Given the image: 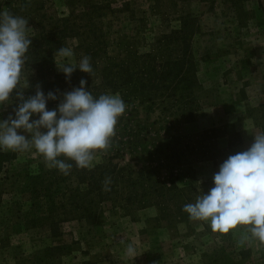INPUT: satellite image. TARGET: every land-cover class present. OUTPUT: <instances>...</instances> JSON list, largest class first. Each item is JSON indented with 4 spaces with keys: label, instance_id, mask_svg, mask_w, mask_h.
I'll return each instance as SVG.
<instances>
[{
    "label": "rangeland",
    "instance_id": "rangeland-1",
    "mask_svg": "<svg viewBox=\"0 0 264 264\" xmlns=\"http://www.w3.org/2000/svg\"><path fill=\"white\" fill-rule=\"evenodd\" d=\"M25 1L34 20L24 16ZM85 1L88 0H0V12L8 10L26 19L27 35L32 37L54 29L51 20L80 12ZM98 1L117 7L126 0ZM128 1L146 11L142 13L144 21L140 14L131 21L126 13L114 16L109 12L95 19L104 21L103 29L119 31L111 32L110 37L135 35L140 52L149 48L154 36L177 28L179 16L196 17L199 30L190 43L194 82L188 94L193 120L184 121L169 101L140 103L128 99L110 147L96 152L93 164L110 156L119 166L138 169L142 164L154 167L162 160L160 178L167 180L172 175L175 184L180 183L177 186L185 190L171 201L165 199L161 218L155 206L137 210L132 220L120 211L105 212L104 218L93 223L60 221L56 234L49 226L25 222L33 218L34 210L31 199L17 187L24 181L25 171L36 172L43 157L34 147L25 151L0 149L9 153L0 168V264H264V245L244 239L250 236L248 226L240 225L221 234L212 231L210 222L191 221L188 214L185 220L170 217L176 200L186 214L183 204L194 203L197 196L214 186L213 175L220 164L229 155L246 150L254 136L264 132V0H244L240 16L234 15L225 0H160L156 13L148 10V0ZM60 41L51 54L47 55V46L41 49L43 81L54 82L58 95L79 87L81 79L87 81V88L98 84L97 73H84L78 68L68 81L56 62L69 61L56 57L55 62L54 53L60 47L71 48V62L77 66L86 55L75 48L78 37H62ZM25 63L20 87L27 98L34 95L41 78L37 77L36 68ZM18 103L14 92L0 105V120L14 115ZM58 103L56 100L48 110L57 108ZM37 118L34 114L33 119ZM159 149L171 152L173 158L166 160L165 155L158 154ZM172 164L175 165L170 168ZM70 183L75 185L74 181ZM188 185L191 189L186 191ZM129 243L135 246L134 257L125 254ZM51 246L58 249L48 258L46 250Z\"/></svg>",
    "mask_w": 264,
    "mask_h": 264
},
{
    "label": "trees",
    "instance_id": "trees-1",
    "mask_svg": "<svg viewBox=\"0 0 264 264\" xmlns=\"http://www.w3.org/2000/svg\"><path fill=\"white\" fill-rule=\"evenodd\" d=\"M243 1L225 0L236 16H240L242 12ZM159 5L160 0H148V10L153 13L159 11ZM81 8L80 12L72 11L68 18L59 19L60 22L51 20L50 24L55 28L49 33L43 34L40 31L32 37L28 36L32 44L26 53L25 64L29 66L30 63V66L36 68L37 77L41 78L37 86L41 87L45 95L49 91L56 92V86L54 82L42 79L41 49L43 51L47 46V55L51 54L60 46L59 39L75 36L79 40L75 48L81 49L91 58L92 73H97L100 78L98 84L87 88L94 98H99L102 94L117 93L123 101L134 99L140 103H152L158 99L161 104L169 101L172 108H177V115L184 121H192L193 109L190 107L188 94L194 82L190 43L192 36L199 30L196 17L193 14L179 16L177 28L154 36L148 43L149 48L140 52L135 45V35L128 38L125 35L110 37L111 32L119 31L103 29L104 21L95 18L105 17L106 12L114 16L126 13L125 16L131 21L138 14L141 15L140 20L144 21L142 13L145 14V10L137 9L128 0L119 2L117 7H112L108 1L88 0ZM22 9L24 16L34 20L31 13H28L27 1ZM34 10L35 7L31 8L32 12ZM36 24H39V21ZM40 40L45 41V44ZM35 92L36 90L33 91L34 94ZM53 103L55 101L49 100L47 107ZM163 152L159 149L158 154L165 155L166 160L173 158L171 152ZM8 154L0 152V168L1 161L6 159ZM59 158L72 163L73 167L68 175L56 168H47L43 161L38 165L36 172L25 171L24 181L17 186L21 193L27 194L31 199V207L34 210L33 218L26 219L25 222L49 226V230L56 234L60 221L76 219L93 223L104 218L105 212L117 214L120 211L132 220L137 210L155 206L161 218V207L165 199L171 201L185 190L175 184V177L172 175L167 180L160 178V171L164 166L162 160L154 167L146 168L150 165L145 167L142 164L136 169L119 166L112 160L115 157L105 156L103 161L93 164L90 169H79L74 161L65 157ZM174 165L169 167L173 168ZM107 178H110V183L107 185L109 190L106 191L104 182ZM71 181L75 182L74 186ZM190 189L188 185L186 191ZM176 202L175 212L170 213V217L185 220L187 213L184 214L182 204L177 200ZM56 249V246L47 248V257L50 258Z\"/></svg>",
    "mask_w": 264,
    "mask_h": 264
},
{
    "label": "clouds",
    "instance_id": "clouds-1",
    "mask_svg": "<svg viewBox=\"0 0 264 264\" xmlns=\"http://www.w3.org/2000/svg\"><path fill=\"white\" fill-rule=\"evenodd\" d=\"M28 23L8 10L0 12V105L14 92L19 100L14 115L0 120V149L25 151L34 147L47 168H56L64 175L69 174L73 165L59 157L74 161L79 169H90L96 152L110 147L126 104L119 94L94 98L84 79L79 87L59 95V90L45 95L38 85L35 94L26 98L20 79L32 44L27 35ZM54 56L55 62L56 57L69 61L56 62L69 82L77 68L88 74L93 71L88 56L78 66L72 63L74 52L69 47H60ZM49 100H59L57 108L48 110ZM34 114L37 119H33ZM109 183L107 178L104 190H109ZM213 185L207 193L197 196L194 203L183 206L189 219L210 222L212 231L221 234H228L240 225L248 226L250 236L244 239L258 240L264 245V133L255 135L246 150L229 155L220 164L213 175ZM135 253L134 244L129 243L125 254L134 257Z\"/></svg>",
    "mask_w": 264,
    "mask_h": 264
}]
</instances>
